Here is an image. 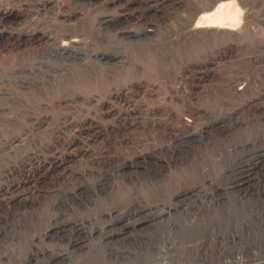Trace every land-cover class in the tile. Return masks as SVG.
Instances as JSON below:
<instances>
[{"label": "bare ground", "instance_id": "1", "mask_svg": "<svg viewBox=\"0 0 264 264\" xmlns=\"http://www.w3.org/2000/svg\"><path fill=\"white\" fill-rule=\"evenodd\" d=\"M143 1L154 3L151 10L156 15L167 11L178 16L183 11L179 0ZM136 2L56 0L58 9L52 11V0H20V17H35L18 33L20 43L31 48L20 55V62L0 67V103L13 98L8 83L19 86L24 97L53 86V99L67 103L84 98L82 104L89 110L96 96L105 104L111 96L125 93L126 84L160 73L157 57L150 54L136 56L133 67L125 68L123 50L154 37L153 25L139 30L116 25L137 16L132 7ZM214 3L198 16H189L196 19L193 28L238 25L237 0ZM151 14L141 13L139 18L150 19ZM255 41L247 36L250 46ZM257 62L250 57L233 68L230 79L241 74L243 80H215L207 95L195 101L202 111L198 117L188 113L195 105L189 96L149 99V135L141 150L136 142L124 143L109 156L97 153V162L87 157L71 170L68 181L41 185V178L30 175L16 182L8 179L9 170L0 169V264L8 263L9 253L20 256L17 264H209L214 252L221 264H264L263 253L230 252L233 245L264 240V65ZM113 70L123 73L112 78ZM186 115L192 124L181 129ZM108 127L104 124L96 134ZM176 127L178 135L170 141L168 135ZM108 163L113 166L106 169ZM46 164L32 168L51 169ZM22 184L31 186L12 195V188ZM17 197L20 202L10 210ZM7 205L10 208L1 214Z\"/></svg>", "mask_w": 264, "mask_h": 264}, {"label": "rangeland", "instance_id": "2", "mask_svg": "<svg viewBox=\"0 0 264 264\" xmlns=\"http://www.w3.org/2000/svg\"><path fill=\"white\" fill-rule=\"evenodd\" d=\"M179 1H181L180 4H182L183 11L178 17L170 16L167 11L156 15L151 10L154 5L153 2L147 3L143 0H137L132 7L138 17L120 19L116 24L119 27H127L132 30H139L143 28L144 24L154 26L155 31L152 41L149 40L146 43H142L143 46L140 45L141 43L132 47L128 46V48L123 50L127 60L125 68L133 67L136 56L146 57L150 54L157 57L158 67L161 70L160 73L152 78H143L139 84H126L127 86H124L125 93L123 91V94L111 96L105 104H99V97L96 96L97 98L95 97L92 100L91 108L88 110L83 106L85 104L84 98L72 99V101L67 103L61 101L63 98L58 99V97H55L53 99V86L49 87L46 92L39 89L35 97H26V95L24 97V95L20 94L19 86L14 83L9 85L8 81H5V84L8 83L9 89L14 92L10 102L6 103L3 101L0 103V107H5L2 110L4 112L0 113V169L9 170L7 172L10 174L9 180L12 181L14 179L16 182H21L30 175H35V177L41 178V185H47L49 182H64L68 181L72 175L71 170L77 169L78 164L82 160V162H85L90 158L88 161L93 162L94 158V162L99 161L95 157L99 152V154L103 152V155L109 156V153L112 154V152L118 151L116 146L124 143V145H132L134 142H136V146H140L139 149L141 150V143L149 135L146 124L148 122L147 110L150 100L160 99L159 96H161V99L166 98L167 100L186 98V96L188 98L189 96V99L193 100L192 103L195 105H191L189 108L193 109L188 108L190 112H187L189 115L192 114L193 117H198L202 111H199L197 104L202 99V96L207 95L208 88L215 80L221 78L227 82L232 81L231 84L241 79L243 80L244 77L241 74H238V76L234 75L237 77L232 80L230 77L234 73L233 68L236 67L237 63L241 65L245 62V59L247 60L250 57L252 60H257V64L264 65V0H237L241 17L238 25L232 29L221 27L193 28L192 25L196 19L189 16L192 14L198 16L200 11H203L204 6L213 5L217 0H195L193 3L190 0ZM210 1L212 2L210 3ZM49 8L52 11L58 9L56 0H52ZM19 9L20 0H0V32L6 30L0 35V67L8 63V65L13 64L10 63L11 61L20 62V55L27 52L28 48H31L29 43H20L18 33L23 27L31 26L35 17L30 16L29 19L20 17ZM147 11L152 13L150 19L139 18L141 13H148ZM28 23L30 24L27 25ZM248 35L253 36L257 40L252 46L247 42ZM100 37H103V35H100ZM11 55L16 56V60H13ZM109 73H111L109 75L113 78L122 74L123 70L117 71V73L116 70H113ZM227 73L228 75H226ZM239 87L240 85L238 84L237 89ZM115 88L113 87V89ZM187 91L190 95L187 94ZM198 93L201 96H198ZM170 96L174 97L171 98ZM168 97L170 98L168 99ZM195 101L198 103H195ZM187 112L186 114H188ZM187 119L192 118L187 115L182 118L180 122L181 129L185 128L187 124H192ZM99 120L102 124L99 123ZM133 120L135 123L132 122ZM107 123H109V127L105 132L102 135H97L96 131H99L100 127V131H102L104 124ZM137 129H141V132H138ZM176 129L172 130L171 134L169 133L168 138L172 135L175 138L178 135V128L176 127ZM142 130L144 132L148 131L145 133L146 135ZM36 133L39 134L36 135ZM76 133H79V136L82 134L81 138ZM173 136L170 141L174 140ZM97 145H100L99 149ZM110 146L111 148L107 149ZM112 146L114 147L112 148ZM127 156L129 157L130 154L128 153ZM133 156L134 158L138 156L137 152L133 153ZM115 161H118V158ZM120 161L123 162L119 160V164L121 163ZM42 163H47L46 165L51 169L42 168V170H39L32 168ZM111 166L113 165L108 163L106 169ZM27 186L29 188L31 184H22L12 188V195H20V192ZM18 202H20V197L14 199L13 204L15 205L13 207L11 206L10 208L8 205V207H4L1 214L5 213L9 208L10 210L16 209ZM230 249H232L230 250L232 254L240 250H252L256 254H264V240L258 238L244 247L237 244L231 246ZM214 254L213 257L207 259L209 260L208 263L221 264V257L216 252ZM8 258L10 259H8L7 264L20 263V256L9 253Z\"/></svg>", "mask_w": 264, "mask_h": 264}]
</instances>
